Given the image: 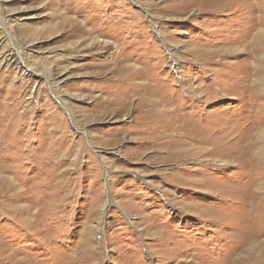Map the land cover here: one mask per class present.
I'll return each mask as SVG.
<instances>
[{
    "label": "rangeland",
    "instance_id": "374dc122",
    "mask_svg": "<svg viewBox=\"0 0 264 264\" xmlns=\"http://www.w3.org/2000/svg\"><path fill=\"white\" fill-rule=\"evenodd\" d=\"M258 6L0 0V264H264Z\"/></svg>",
    "mask_w": 264,
    "mask_h": 264
},
{
    "label": "bare ground",
    "instance_id": "6f19581e",
    "mask_svg": "<svg viewBox=\"0 0 264 264\" xmlns=\"http://www.w3.org/2000/svg\"><path fill=\"white\" fill-rule=\"evenodd\" d=\"M256 3H257V5H259L258 7L261 9V0H256ZM21 54H22V53L18 51V55L21 56ZM9 60H10V58H9ZM21 60H22V59H21ZM22 61H23L24 64H26V61H24V60H22ZM22 61H21V63H22ZM26 65H27V64H26ZM26 65H25V66H26ZM241 259H242V258H241ZM241 259H238V260H241ZM233 262H234V261H233ZM235 263H236V262H235ZM235 263H234V264H235ZM239 263H240V262H239ZM241 263H243V262H241ZM256 263L258 264V263H260V262H258V261H257V262H254V264H256Z\"/></svg>",
    "mask_w": 264,
    "mask_h": 264
}]
</instances>
